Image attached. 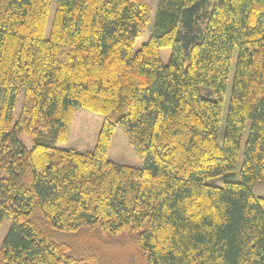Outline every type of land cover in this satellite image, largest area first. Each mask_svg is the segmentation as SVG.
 Segmentation results:
<instances>
[{"label": "trees", "instance_id": "trees-1", "mask_svg": "<svg viewBox=\"0 0 264 264\" xmlns=\"http://www.w3.org/2000/svg\"><path fill=\"white\" fill-rule=\"evenodd\" d=\"M51 5L0 0V264H264V0H160L136 53L147 0H57L46 37ZM78 107L104 117L92 151L21 141H66ZM117 124L143 167L108 159Z\"/></svg>", "mask_w": 264, "mask_h": 264}, {"label": "rangeland", "instance_id": "rangeland-1", "mask_svg": "<svg viewBox=\"0 0 264 264\" xmlns=\"http://www.w3.org/2000/svg\"><path fill=\"white\" fill-rule=\"evenodd\" d=\"M150 7L149 22L142 30V35L138 38L135 43L133 53H136L142 45L147 42L150 36L153 34L155 28V17L157 9L159 7L160 0H147ZM57 7V0H52V5L48 17L46 37L50 35V30L54 21L55 11ZM172 49L170 47H165L160 49V57L164 64H168L171 58ZM238 59V50H235L232 59L231 70L229 74L226 95L224 99V108L222 114L221 128L219 132V141H223L224 133L226 130V121L230 105V99L232 94V88L234 83L235 69ZM200 93L203 97L215 100L217 99V94L214 88L200 86ZM23 100V92L20 93L18 101L16 104V114L18 115L21 108V103ZM1 104V102H0ZM104 117L101 114L95 113L83 107H78L74 119L72 121L69 137L66 141H58L55 139L54 130L50 128H44L39 131L37 135H29L27 133H22L20 139L27 148H32L37 141L46 142L53 144L56 147L69 149L74 148L80 152L92 151L98 140L99 132L101 130ZM250 122H247L246 131L243 135L241 141V151L236 163L235 172L237 174V179L241 180V167L243 163L245 145L249 136ZM108 159L117 163L134 166L143 167L145 164L144 158L138 151V148L131 144L129 135L125 132L124 128L117 124L115 132L113 134L109 151ZM222 180L218 183L222 184ZM254 194L257 197H264V180H258L254 186ZM13 224V219L6 217L4 218L1 228H0V248L3 246L4 240L10 231Z\"/></svg>", "mask_w": 264, "mask_h": 264}]
</instances>
